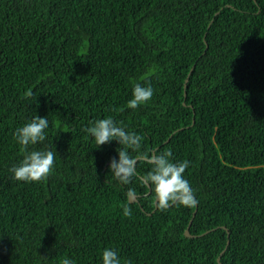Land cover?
<instances>
[{"label":"trees","instance_id":"trees-1","mask_svg":"<svg viewBox=\"0 0 264 264\" xmlns=\"http://www.w3.org/2000/svg\"><path fill=\"white\" fill-rule=\"evenodd\" d=\"M136 84L154 95L130 109ZM35 115L54 170L16 181L13 132ZM106 116L190 161L196 206L162 212L138 180L117 184V143L84 131ZM105 247L132 264H264V0H0V264H101Z\"/></svg>","mask_w":264,"mask_h":264},{"label":"clouds","instance_id":"clouds-1","mask_svg":"<svg viewBox=\"0 0 264 264\" xmlns=\"http://www.w3.org/2000/svg\"><path fill=\"white\" fill-rule=\"evenodd\" d=\"M153 95L154 89L151 84H136L132 89L128 108L137 109L146 105ZM49 128L47 115L43 117L35 115L14 130L13 137L23 155L22 159L9 169L13 180L40 182L52 173L57 155L56 150H53L54 146L42 149L33 147L47 140ZM84 131L88 138L94 141L95 148L112 141L117 143L116 155L109 158L108 173H111L113 180L120 186L131 184L133 179L138 180L154 194L156 207L162 212L174 205L191 207L198 203L195 190L184 175L190 161H174L170 149L157 151L146 148L142 135L128 129L112 116L95 120ZM138 161H146L150 168L141 174L137 168ZM127 196L129 201L135 198V189L128 188ZM123 215H132V209L128 204L123 207ZM61 264L74 262L65 257ZM101 264H132V261L124 260L119 249L105 247L101 251Z\"/></svg>","mask_w":264,"mask_h":264},{"label":"water","instance_id":"water-1","mask_svg":"<svg viewBox=\"0 0 264 264\" xmlns=\"http://www.w3.org/2000/svg\"><path fill=\"white\" fill-rule=\"evenodd\" d=\"M186 80H187V78H186ZM184 99H186V94L184 93ZM184 105H185V103H183ZM148 193H149V191H148ZM128 200H129V197H128ZM138 200H137V196L135 195V198H133L132 200H131V202H137ZM154 204L156 205V201L154 202ZM196 206V205H195ZM195 212H196V208L194 209V211H193V213H192V217H191V220L189 221V225L191 224V222H192V218L194 217V215H195ZM189 225L187 226V228L185 229V235H187V236H195V235H192V234H190L189 233ZM227 230V229H226ZM228 231V230H227ZM227 235H228V232H227ZM228 242H229V240L227 239V244H228ZM224 250H225V248H224ZM223 250V251H224ZM223 252H221V254H222ZM220 254V255H221ZM220 255L218 256V258H217V261L219 262V264H222L220 261H219V259H220Z\"/></svg>","mask_w":264,"mask_h":264},{"label":"bare ground","instance_id":"bare-ground-1","mask_svg":"<svg viewBox=\"0 0 264 264\" xmlns=\"http://www.w3.org/2000/svg\"><path fill=\"white\" fill-rule=\"evenodd\" d=\"M222 228L226 229V227H225V226H222ZM227 232H228V231H227Z\"/></svg>","mask_w":264,"mask_h":264}]
</instances>
